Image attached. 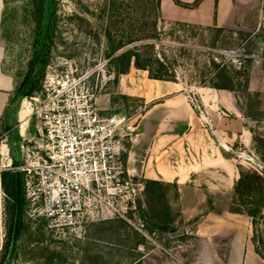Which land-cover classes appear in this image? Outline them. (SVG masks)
Masks as SVG:
<instances>
[{
    "label": "rangeland",
    "instance_id": "374dc122",
    "mask_svg": "<svg viewBox=\"0 0 264 264\" xmlns=\"http://www.w3.org/2000/svg\"><path fill=\"white\" fill-rule=\"evenodd\" d=\"M30 2L31 0H8L6 5L4 0L2 22L4 21V34L7 38L4 40L6 43L4 69L14 76L17 86L28 76L31 65L39 53L41 33L48 29L51 32L50 38L46 40L49 45L46 69L40 73L41 64L37 63L31 78V83L39 85L34 96L41 95L47 98L49 95H55L57 91L62 90V85L69 82L70 93L79 92L80 96L93 95L98 109L133 117L137 122L138 133L144 119L146 104L140 98L126 95L120 88V80H116L113 74V67L105 57L107 42L102 31L103 21L99 20L100 9L104 8L105 0H46L45 14L40 24L27 12ZM252 2L255 4L252 7L242 8L239 28L226 30L251 33L259 38L250 44L235 36L234 41L241 47H233V39H229L230 35L225 33L220 44L221 49L212 51L202 46L203 39L210 41L211 33L202 35V31L197 30L195 36L190 33L182 34L180 37L182 41L185 38L191 57L180 60L178 77L187 88L200 87L203 63L207 61L209 54H214L223 61L233 60L238 63L240 58H245L247 53H251L254 64L249 90L241 89L236 95L246 117L251 120L256 138L255 151L257 147L264 156V0ZM173 24L174 22L165 20L162 27L166 32H170ZM135 79L139 82L145 80L142 76ZM129 85L133 87V84L127 83V86ZM16 125L17 123L13 124L14 127ZM10 130L11 127L3 125L0 130V143L1 137ZM31 130L36 134L34 119ZM132 147L131 143L127 145L124 157L126 168ZM256 155L257 157L251 161L252 166L241 167L245 171L264 177V162L257 152ZM132 169L138 172V159L134 161ZM9 170L13 171V169L0 171ZM134 179L146 181L138 176H134ZM234 195L229 205L230 211L236 207ZM25 196L24 219L29 230L23 235L18 258L13 264H130L140 257L142 264L147 255L156 252L163 256L157 264H168L170 261L188 264L186 258L181 255L182 248L177 247L189 244L191 250L195 249L193 245H196V242L191 241L192 237L181 232L185 228L194 230L201 217L186 221L181 216L178 206L174 203L178 196L176 197V191L172 187H166V197L161 201L150 203L144 194L145 203L144 200L140 203L132 224L118 219L94 222L83 231H78L79 233L64 236L50 232L46 228V221L38 215L40 200H34L35 196L33 191L27 188V182ZM5 199L0 184V242L3 243L6 233ZM143 205L146 207L144 212ZM167 217L172 219L170 228H174L175 231L179 229L181 232L170 233L166 230L169 229ZM259 231L261 239L258 240L253 230L251 240L264 256L263 222L259 224Z\"/></svg>",
    "mask_w": 264,
    "mask_h": 264
},
{
    "label": "crops",
    "instance_id": "0c3cea01",
    "mask_svg": "<svg viewBox=\"0 0 264 264\" xmlns=\"http://www.w3.org/2000/svg\"><path fill=\"white\" fill-rule=\"evenodd\" d=\"M248 1L219 0L216 5V0H203L197 9H186L172 0H162L161 10L166 21L236 29L241 23L242 8L255 5ZM4 7V0H0V130L3 125L12 130L1 137L0 170L25 163L26 148L37 134L31 130L33 118L26 98L16 97V79L4 69ZM139 76L145 80H136ZM119 85L126 95L140 98L146 104L127 161L130 174L146 181L177 185L174 203L181 216L186 221L201 217L194 230H176L196 242L193 250L189 244L177 247L182 248L181 255L188 264H264L251 240V219L229 210L240 178L239 168L251 166L257 157L252 123L237 95L203 87L187 88L180 81L151 80L147 72L136 69L123 75ZM136 159L138 172L132 169ZM2 245L1 241L0 251ZM160 257L163 256L159 252L147 255L142 264H157Z\"/></svg>",
    "mask_w": 264,
    "mask_h": 264
},
{
    "label": "trees",
    "instance_id": "16d2710c",
    "mask_svg": "<svg viewBox=\"0 0 264 264\" xmlns=\"http://www.w3.org/2000/svg\"><path fill=\"white\" fill-rule=\"evenodd\" d=\"M177 6L186 9H197L203 0H195L192 4H185L179 0H172ZM46 0H31L30 7L26 11L34 16L41 23L45 14ZM219 0H216V5ZM8 5V0H5ZM162 0H105L104 8L100 9L99 20L103 22V35L107 42L106 59L113 67V74L116 80L123 75L130 73L132 69L145 71L149 79L162 82H178V68L180 60L191 57L185 38L182 41L180 35L195 36L198 31L211 33L210 41L203 39V47L212 51L220 50V44L225 33L233 39L232 46L239 47L240 44L234 41L235 36L242 38L243 42L252 43L259 38L251 33H241L214 27H203L182 22H174L170 32L162 27L164 19L161 10ZM4 21L2 22V37L4 34ZM198 30V31H197ZM50 30L41 33L38 43L39 53L31 65V70L25 81L17 86V98H30L37 92L39 85L31 83L32 74L37 63L41 64L40 73H43L47 66L49 45L47 39ZM45 37V38H43ZM209 45H206L207 43ZM241 47V46H240ZM232 48V47H230ZM224 59V58H223ZM240 61L222 60L214 54H209L207 61L203 63V71L199 86L218 91H228L237 94L239 90H249L252 68L254 64L251 53H247ZM254 143L256 138L254 137ZM262 162L264 156L261 150L256 147ZM17 167V166H15ZM240 178L234 189V207L231 212L234 214L247 215L252 221L256 237L261 239L259 224L264 223V177L254 172L245 171L239 168ZM25 173L15 170L0 171V184L5 195V237L0 251V264H13L18 258L19 244L23 235L29 230L25 224L24 213L26 206L25 196ZM145 182V197L150 203L161 201L166 197V187H172L178 196L177 185L160 183L157 181ZM145 203V200H144ZM146 207H142V212ZM158 217V215H155ZM170 233L176 232L170 228L171 220L167 217ZM256 247V246H255ZM257 253L264 259V256L256 247ZM142 257L130 264H141Z\"/></svg>",
    "mask_w": 264,
    "mask_h": 264
},
{
    "label": "built area",
    "instance_id": "2783aa9c",
    "mask_svg": "<svg viewBox=\"0 0 264 264\" xmlns=\"http://www.w3.org/2000/svg\"><path fill=\"white\" fill-rule=\"evenodd\" d=\"M62 86L47 98H26L37 134L15 171L26 174L50 232L72 235L114 219L132 224L146 189L124 163L137 122L98 109L93 95L70 93L69 82Z\"/></svg>",
    "mask_w": 264,
    "mask_h": 264
},
{
    "label": "bare ground",
    "instance_id": "6f19581e",
    "mask_svg": "<svg viewBox=\"0 0 264 264\" xmlns=\"http://www.w3.org/2000/svg\"><path fill=\"white\" fill-rule=\"evenodd\" d=\"M27 104V103H26Z\"/></svg>",
    "mask_w": 264,
    "mask_h": 264
}]
</instances>
